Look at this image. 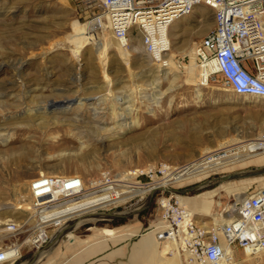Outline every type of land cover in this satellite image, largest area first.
Segmentation results:
<instances>
[{
	"label": "rangeland",
	"instance_id": "374dc122",
	"mask_svg": "<svg viewBox=\"0 0 264 264\" xmlns=\"http://www.w3.org/2000/svg\"><path fill=\"white\" fill-rule=\"evenodd\" d=\"M101 13L93 0H0V221L16 224L9 240L20 243L28 233V225L22 227L29 213L27 190L37 176L77 175L89 181L105 170L150 169L147 176L158 184L171 179L174 174H166L171 170L210 157L232 158L239 144L264 137V100L229 93L219 76L208 82L199 66L198 78L188 81L184 68L213 26L211 9L198 6L171 25L169 70L145 58L136 34L127 52L115 41L103 52L100 44L113 38L99 27L93 32L98 41H87V23ZM257 170L263 173L249 175ZM232 174L249 176L220 181ZM263 185L264 155L108 212L122 217L85 218L88 222L53 247L51 240L38 250L24 248L13 264H26L46 249L49 253L35 264H97L99 258L91 256L107 248L92 246L101 239L99 229L119 230L110 247L129 234L147 233L157 222L162 198L213 200L210 218L195 216L204 223L224 218L239 191L246 196ZM7 240L2 234L0 242ZM246 257L249 264H264V252ZM243 258L238 251L237 259Z\"/></svg>",
	"mask_w": 264,
	"mask_h": 264
},
{
	"label": "built area",
	"instance_id": "2783aa9c",
	"mask_svg": "<svg viewBox=\"0 0 264 264\" xmlns=\"http://www.w3.org/2000/svg\"><path fill=\"white\" fill-rule=\"evenodd\" d=\"M93 1L102 6L105 30L115 42L127 48L130 36L138 35L143 53L162 69L168 67L170 25L192 14L196 6L211 9L213 26L193 49L197 65L208 82L219 76L229 93L264 100V0ZM150 173V169L121 173L105 170L89 181L77 175L32 179L28 188L30 210L22 222V227L28 225V233L20 243L9 240L14 238L15 229L6 233L8 242H0V264H13L24 248L38 250L48 245L79 212L104 215L135 199L162 192L160 188L150 190L155 181L147 176ZM147 178L150 180L144 182ZM87 200L91 201L89 207H80ZM159 207L157 222L148 233L153 232L162 250L168 249L165 256L175 254L181 264H226L233 248L251 256L264 252V185L241 201L234 200L227 218L219 220L199 222L193 212L171 197L162 198ZM99 219L110 220L106 216Z\"/></svg>",
	"mask_w": 264,
	"mask_h": 264
},
{
	"label": "bare ground",
	"instance_id": "6f19581e",
	"mask_svg": "<svg viewBox=\"0 0 264 264\" xmlns=\"http://www.w3.org/2000/svg\"><path fill=\"white\" fill-rule=\"evenodd\" d=\"M196 7H198V6H196ZM194 9H193V11H194ZM182 18H185V17H182ZM182 18H180V19H182ZM180 19L175 20L172 24H174L175 22H176L175 24L179 23ZM171 25L169 28H171ZM206 25H207V21H206ZM87 26L90 27L89 30L87 31L88 33L85 37L87 39V41H90V40L98 41L96 38V35H94L93 32L95 31V29H97V27H100L102 30H105V27H106L105 22L102 19V15H99L95 19L89 21L87 23ZM110 36H111V34H110ZM168 36H169V31H168ZM112 41L114 42V40L112 39V40H109L108 42L100 44V46L101 45L103 46V52H105V50H107L109 48V45L112 43ZM138 41L140 42L139 39H138ZM78 42H76V46H79ZM116 43L120 49L127 52V49L130 48V46H131V39L129 42V46L127 48L121 47L118 42H116ZM169 44H170V50H171L172 43L170 40H169ZM114 45H116V44H114ZM100 51H102V47L100 48ZM133 51L138 54V51L136 48H134ZM74 52L76 53L77 51L74 50ZM120 52H121V54L123 53L121 50H120ZM169 53H170V51H169ZM169 53L166 55V62L168 64V67L166 68V70H169V65H170V62H168ZM144 56H145V58H147L150 61L148 56H146V55H144ZM192 56H193L194 60H191L189 65L184 68L188 74V81H192L193 79L198 78V76L196 74L198 65H197L196 58H195L194 54ZM176 63L178 65V67L181 68V66H179L177 61H176ZM152 64H154V63H152ZM154 65H156V64H154ZM157 67H159V66H157ZM164 74H167V73H164ZM205 76H207V75H205ZM247 98H249V97H246V99ZM113 111H114V109L112 110V113H113ZM122 114L125 118V116H127L129 113L125 112V110H124V111H122L121 115ZM235 148H236V151L234 153L232 152V155H233L232 158H228L227 155H224L222 158L221 157H219V158H211L210 157L209 159H202V160L196 162L195 164H193L189 167L183 168L179 171L178 170H171L170 172L166 173V174H174L171 177V179H169L167 181H163L162 183H158V184L152 183L153 185L152 184L150 185V190L152 191V190L157 189V188H160V190L165 189L168 186H170L171 184H179V185L181 184L182 185L183 183H190L192 181L202 179L203 177H205V175H207L209 173L216 172L219 169H223V168L230 166L232 164H235L237 162H242V161H246V160H253L256 158H260L264 155V151H263L264 150V137H259L256 141H253V142H251V141L248 143L243 142ZM172 197L174 198V196H172ZM90 203H91V201H88V200L84 201L83 203L80 204V207H82V206L86 207ZM181 205H183V204H181ZM183 206H185L187 208L186 205H183ZM87 207H89V206H87ZM29 210H30V208H29V203H28L27 204V211H29ZM79 210H82V209H79ZM191 212H193V211H191ZM98 214L101 215L102 217L104 216L102 213L90 212L88 210L79 212L75 219H73L72 221H69V223L66 224V227L68 226L67 228H69L70 229L69 231H71L72 229H75L78 226L82 225L84 222H88L86 219H89V218H91L90 220H92V218L96 219L97 218L96 215H98ZM193 214H194V212H193ZM98 217H100V216H98ZM2 227H4V228H2ZM15 227H16V224L14 223V221L12 219H9L8 221H0V237L2 236L3 233L11 232L12 230L15 229ZM102 233L106 234L107 236H113V231L109 230V229H103ZM57 240L51 242V245L49 247H53ZM49 247H48V249H49ZM167 250L168 249L165 248L164 251L162 252V260L160 261V264H179L178 259H177V257H178L177 255L174 254L173 257L170 259L165 257V253ZM47 252L49 253V250H47V249L44 252H41L37 257V261L40 260L43 255H46ZM14 255H16V251L14 252ZM232 262H234L233 257L230 258L229 262H227L226 264H231Z\"/></svg>",
	"mask_w": 264,
	"mask_h": 264
},
{
	"label": "crops",
	"instance_id": "0c3cea01",
	"mask_svg": "<svg viewBox=\"0 0 264 264\" xmlns=\"http://www.w3.org/2000/svg\"><path fill=\"white\" fill-rule=\"evenodd\" d=\"M242 192L245 191H239V196L237 194L233 195L234 198L237 199V201H241V199L244 198V196L241 195ZM238 193V192H236ZM210 198L213 196V192L208 194ZM180 204L186 205L188 209L194 212L195 216L196 214H199L204 217H208L211 215V209L213 206L214 201L205 199H189L186 197L178 196L177 197ZM239 199V200H238ZM224 218H227L226 216ZM92 228H89L90 230ZM102 229H108V228H101L99 229V236L101 237L100 240L94 242L92 246H105L107 245V248L102 249L100 252L96 253L95 255L91 256L98 257L99 261L97 264H160V261L162 260V250L161 246H159L153 237L152 233H143V234H129V237H124L122 240H120L117 244L110 247L109 241L115 242L120 237L119 230L116 229H109L113 231V236H107L106 234L102 233ZM101 230V231H100ZM71 232V231H70ZM72 234L70 233L69 236ZM68 237V236H66ZM70 240L73 241V238H70ZM86 242V241H85ZM91 247V245H90ZM238 251H242L238 248H233L232 257L233 261L231 264L240 263L243 262V264H249L250 262H245L248 260H245L246 253L244 252V258L242 260H238ZM166 258L170 259L173 257L171 256H165ZM178 263L181 264L180 257H177ZM89 260V258H85L84 261Z\"/></svg>",
	"mask_w": 264,
	"mask_h": 264
},
{
	"label": "water",
	"instance_id": "95a60500",
	"mask_svg": "<svg viewBox=\"0 0 264 264\" xmlns=\"http://www.w3.org/2000/svg\"><path fill=\"white\" fill-rule=\"evenodd\" d=\"M262 173H263L262 170H257V171H255V172H253L252 174H249V175L254 176V175H258V174H262ZM249 175H246V174H232V175H228V176H226V177L221 178L220 181H229V180H234V179H242V178H246V177H248ZM150 195L152 196L153 194L151 193ZM104 216H106L107 218H110V219L117 218V217H118V218H119V217H122L121 215L113 214V213H112V214L107 213V214H104ZM69 230H70L69 228L65 227L62 231H60L58 234H56V235L53 237V239H52L51 242H53V241L59 239L60 237H62L63 235H65ZM51 242H50V243H51ZM37 257H38V256H35L34 258H32V259H31L28 263H26V264H35V263L37 262Z\"/></svg>",
	"mask_w": 264,
	"mask_h": 264
}]
</instances>
